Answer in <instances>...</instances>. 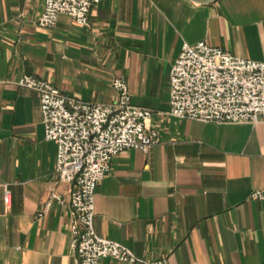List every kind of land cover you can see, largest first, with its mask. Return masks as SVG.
<instances>
[{
    "label": "crops",
    "instance_id": "1",
    "mask_svg": "<svg viewBox=\"0 0 264 264\" xmlns=\"http://www.w3.org/2000/svg\"><path fill=\"white\" fill-rule=\"evenodd\" d=\"M43 0H0V264H72L68 184L54 176L38 94L22 75L64 95L110 105L116 76L152 111L160 142L126 150L97 185L94 228L145 261L264 264V120L214 124L168 115L169 71L200 41L264 62V0H100L89 26L36 21ZM8 192V202L5 194ZM65 198L38 214L51 193ZM99 264H124L102 259Z\"/></svg>",
    "mask_w": 264,
    "mask_h": 264
},
{
    "label": "built area",
    "instance_id": "2",
    "mask_svg": "<svg viewBox=\"0 0 264 264\" xmlns=\"http://www.w3.org/2000/svg\"><path fill=\"white\" fill-rule=\"evenodd\" d=\"M99 1L43 0L36 23L53 28L65 15L86 28L90 10ZM16 84L38 94L44 138L56 145L54 176L70 186L72 264H99L106 258L124 264H168L140 259L124 245L98 236L94 228L95 190L110 173L112 161L123 151H146L160 142L158 133L147 128L152 111L131 103L122 76L111 81L117 99L110 105L70 98L50 82L30 75H22ZM168 115L214 124L264 120V62L235 56L204 41L183 44L169 71ZM249 197L264 202V187ZM54 202L66 203L62 195L53 192L37 217L43 218Z\"/></svg>",
    "mask_w": 264,
    "mask_h": 264
}]
</instances>
